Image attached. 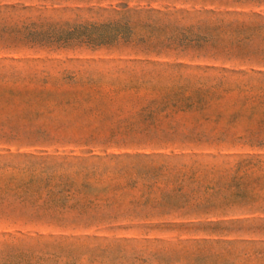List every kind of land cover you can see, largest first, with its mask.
I'll list each match as a JSON object with an SVG mask.
<instances>
[{"label":"rangeland","instance_id":"obj_1","mask_svg":"<svg viewBox=\"0 0 264 264\" xmlns=\"http://www.w3.org/2000/svg\"><path fill=\"white\" fill-rule=\"evenodd\" d=\"M0 264H264V0H0Z\"/></svg>","mask_w":264,"mask_h":264}]
</instances>
